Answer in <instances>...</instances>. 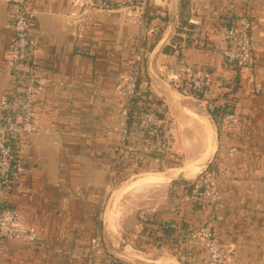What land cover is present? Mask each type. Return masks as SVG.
I'll return each instance as SVG.
<instances>
[{
  "label": "crops",
  "instance_id": "obj_1",
  "mask_svg": "<svg viewBox=\"0 0 264 264\" xmlns=\"http://www.w3.org/2000/svg\"><path fill=\"white\" fill-rule=\"evenodd\" d=\"M29 6L36 130L22 140L7 197L34 237H0V264H206L205 251L181 244L179 258L162 233L151 234L156 215L160 225L210 221L227 264H264V0H251L254 59L239 69L222 53L229 19L245 8L239 0H151L155 35L123 11L80 17L74 0ZM12 15V0H0V124L14 83ZM138 53L143 87L172 123L168 149L136 120L121 139L122 88ZM190 68L214 86L209 95L175 88ZM226 79L230 88L220 92ZM227 110L240 122L230 132L221 120ZM208 166L219 171L218 202L199 206L195 180ZM3 198L0 187V206Z\"/></svg>",
  "mask_w": 264,
  "mask_h": 264
},
{
  "label": "built area",
  "instance_id": "obj_2",
  "mask_svg": "<svg viewBox=\"0 0 264 264\" xmlns=\"http://www.w3.org/2000/svg\"><path fill=\"white\" fill-rule=\"evenodd\" d=\"M80 4L82 10L80 17H85L92 9L100 11H123L135 19L148 35H155L156 27H147L148 11L151 0H129L117 3L112 0H74ZM245 6L243 12L234 14L229 19L225 31L227 47L223 50L226 66L239 69L250 66L254 59L252 38V17L250 14L251 0H239ZM13 15L11 28L14 39L10 48L11 76L13 86L8 90V105L4 111L0 124V187L4 198L0 206V237L2 239L32 240L34 235L23 222L22 215L8 200L13 180L20 169L22 157V140L26 134L36 130L35 91L39 82L38 73L33 61V40L31 37L30 16L33 14L29 0H12ZM141 44V43H140ZM142 45V44H141ZM143 48H141L142 52ZM143 55L138 53L137 66L132 68L123 84L127 102L123 112V127L121 139L124 140L128 132L131 103L140 91H145L144 82L138 85ZM189 77L179 79L175 88L186 94L200 92L209 95L213 85L206 77L192 68L188 70ZM216 87L219 91H228L230 81L220 80ZM146 96H144L145 98ZM161 110L156 104L143 103L135 112L138 128L149 136H157L163 148L168 149L172 143V123L166 115L161 116ZM223 129L232 131L240 125L239 119L231 110H227L221 117ZM236 147L229 149L235 153ZM219 171L214 167H206L195 180L193 200L196 205H216L218 202L217 181ZM177 235L183 245L197 247L206 252V264H227L228 250L219 242L214 224L210 221L196 227L181 225Z\"/></svg>",
  "mask_w": 264,
  "mask_h": 264
},
{
  "label": "trees",
  "instance_id": "obj_3",
  "mask_svg": "<svg viewBox=\"0 0 264 264\" xmlns=\"http://www.w3.org/2000/svg\"><path fill=\"white\" fill-rule=\"evenodd\" d=\"M143 81V79L141 78V76H139L138 78V85L141 84V82ZM194 94L198 95V96H204L203 93L200 92H194ZM144 96H146L144 98ZM150 92L146 89L145 91H140L136 96H134L132 103H131V108H130V122L134 120L135 118V112L137 111V109L143 104V103H147V104H158L160 103V100L157 99H150ZM163 113H160L161 116ZM153 138H155V136H152ZM185 189L188 190V192H192L194 189L193 184L191 185H186ZM180 216V215H179ZM177 217V216H176ZM159 218L158 215L150 217L149 222L147 224V230H149V232H151V234L153 233H157L161 236H163V240H165V243H173V253L174 255L178 256L179 258H181L180 256V252L182 250L181 248V244L182 241L179 238V236H174L175 232H177L179 226L181 225H188V223L190 222L189 220L187 221L185 216L183 218H179V220L176 223H171L170 225L168 224L169 221H166L167 224H158L157 223V219ZM186 248V247H183ZM184 264H188L187 261H183Z\"/></svg>",
  "mask_w": 264,
  "mask_h": 264
},
{
  "label": "rangeland",
  "instance_id": "obj_4",
  "mask_svg": "<svg viewBox=\"0 0 264 264\" xmlns=\"http://www.w3.org/2000/svg\"><path fill=\"white\" fill-rule=\"evenodd\" d=\"M186 94V93H185ZM121 247V246H120ZM121 249V248H120ZM117 250H119V249H114L113 250V252L117 255L118 253H119V251L121 252V250H119L118 252H117ZM116 251V252H115ZM162 250H159L158 251V253H154V255H151V256H158L159 254H161L162 252H161ZM133 253V252H132ZM137 253V252H136ZM118 255H120L121 257H122V253H119ZM129 256V255H128ZM163 256V255H162Z\"/></svg>",
  "mask_w": 264,
  "mask_h": 264
}]
</instances>
